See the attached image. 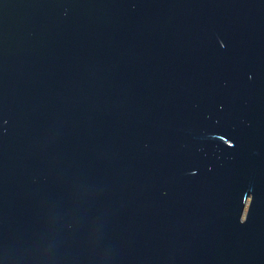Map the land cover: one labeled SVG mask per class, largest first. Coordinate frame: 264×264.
Instances as JSON below:
<instances>
[{
  "label": "water",
  "instance_id": "1",
  "mask_svg": "<svg viewBox=\"0 0 264 264\" xmlns=\"http://www.w3.org/2000/svg\"><path fill=\"white\" fill-rule=\"evenodd\" d=\"M0 264H264V0H0Z\"/></svg>",
  "mask_w": 264,
  "mask_h": 264
}]
</instances>
